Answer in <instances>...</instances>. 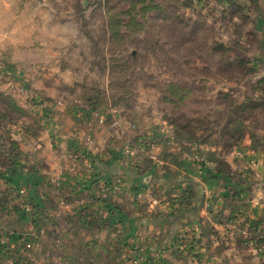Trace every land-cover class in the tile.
I'll list each match as a JSON object with an SVG mask.
<instances>
[{"label": "rangeland", "instance_id": "1", "mask_svg": "<svg viewBox=\"0 0 264 264\" xmlns=\"http://www.w3.org/2000/svg\"><path fill=\"white\" fill-rule=\"evenodd\" d=\"M5 172L0 264H264V0H0Z\"/></svg>", "mask_w": 264, "mask_h": 264}, {"label": "trees", "instance_id": "2", "mask_svg": "<svg viewBox=\"0 0 264 264\" xmlns=\"http://www.w3.org/2000/svg\"><path fill=\"white\" fill-rule=\"evenodd\" d=\"M256 104H253V103H251V105H248V106H246V105H240V107L238 108V110H241L243 113H245L247 110H252V109H255L256 108ZM232 123H233V120L231 119L229 122H228V126L227 127H229V126H231L232 125ZM246 123V122H245ZM239 132H241V131H239V130H235L234 129V131L233 132H231L232 133V136H233V138L235 137V133H239ZM240 134H243V136L242 137H240V138H244L245 136H246V132L245 131H242V133H240ZM249 136H250V132L249 133H247ZM252 139V138H251ZM237 143H235L234 145H236ZM10 174H16L17 175V171H15V170H11L10 172H9ZM9 173H1L0 174V176L1 175H7V174H9ZM14 178H12L10 181H9V183H11L12 185H14Z\"/></svg>", "mask_w": 264, "mask_h": 264}, {"label": "built area", "instance_id": "3", "mask_svg": "<svg viewBox=\"0 0 264 264\" xmlns=\"http://www.w3.org/2000/svg\"><path fill=\"white\" fill-rule=\"evenodd\" d=\"M3 242H5V240L3 239Z\"/></svg>", "mask_w": 264, "mask_h": 264}]
</instances>
